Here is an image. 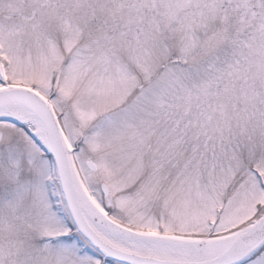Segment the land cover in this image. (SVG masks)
I'll use <instances>...</instances> for the list:
<instances>
[{"label": "snow or ice", "instance_id": "snow-or-ice-1", "mask_svg": "<svg viewBox=\"0 0 264 264\" xmlns=\"http://www.w3.org/2000/svg\"><path fill=\"white\" fill-rule=\"evenodd\" d=\"M0 264H264V0H0Z\"/></svg>", "mask_w": 264, "mask_h": 264}]
</instances>
